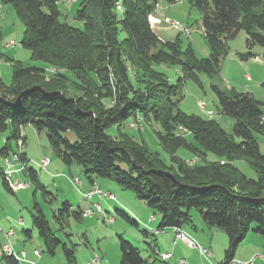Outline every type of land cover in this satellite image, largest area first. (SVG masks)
<instances>
[{"label":"trees","instance_id":"obj_1","mask_svg":"<svg viewBox=\"0 0 264 264\" xmlns=\"http://www.w3.org/2000/svg\"><path fill=\"white\" fill-rule=\"evenodd\" d=\"M60 1L2 0L25 25L21 45L51 71L19 62L13 65L11 84L0 81V131L11 126L10 139L17 144L25 139L22 133L27 125L46 130L59 158L66 165H79L92 185L93 176L107 178L146 202L161 216L158 232L181 228L191 222L190 210H199L207 225L226 231L229 244L225 260L218 264H230L252 224H256L253 232L264 236V154L257 139L264 136L263 103L248 91L213 86L220 112L235 119L233 133H228L214 118L182 111L178 95L187 80L198 81L201 73L212 77L220 71L221 60L229 54L227 39L241 30L249 49L255 45L264 49V0H190L203 13L210 50L204 57L197 56L192 45L182 50L178 41L159 38L151 16L160 0H84L76 12L83 29L60 20ZM249 57H254L250 51L244 55ZM161 64L181 68L177 84H171L159 69ZM67 73L74 75L72 84L82 95L67 92L71 82ZM261 86L264 91V81ZM137 116L161 126L158 139L171 154V163L121 131ZM114 127L118 132L112 135L109 130ZM68 132L75 134L74 142ZM10 139L1 150L3 157L13 152ZM180 148L197 160L179 157ZM209 153L216 159L208 161ZM16 155L26 163L37 189L51 196L39 184L24 148ZM241 159L255 170L256 179L234 165ZM0 175L4 186L14 192L1 168ZM53 216L57 231H65L68 218H82V209L66 201ZM32 221L49 254L61 246L66 264L77 263L75 245L70 247L57 236L38 203ZM24 232L31 237V231ZM119 248L120 264H148L140 249L122 236ZM0 264L19 263L2 254Z\"/></svg>","mask_w":264,"mask_h":264},{"label":"rangeland","instance_id":"obj_2","mask_svg":"<svg viewBox=\"0 0 264 264\" xmlns=\"http://www.w3.org/2000/svg\"><path fill=\"white\" fill-rule=\"evenodd\" d=\"M83 1L61 0L59 2V9L61 11L60 20L71 24L75 28L83 29V21L76 18V12ZM209 1L212 2V0ZM202 18L203 13L201 9L192 4L190 0H176L173 3L160 0L155 13L151 16V23L162 41H178L182 50H186L192 45L197 56L204 57L209 55L210 50L205 38ZM165 21L171 24L177 22L182 27L187 28L189 32L184 33L179 28L173 27ZM0 26L2 28V39L0 41V81L5 85L11 84L13 65L16 62H19L23 66L51 68L43 61L33 60L31 58V51L21 45L25 25L16 11L11 6L2 4V0H0ZM246 38V33L241 30L236 36L227 39L229 54L221 60L220 71L217 74L210 77L201 73L198 75V81L187 80L183 84L178 95L180 99L179 108L182 111L204 118L210 117L207 112L211 111L213 113L212 117L228 133H233L235 119L220 112L218 98L213 86H218L221 89L235 88L239 91H248L263 103L262 109L264 111V91L261 86L264 81V49L260 45H255L249 49ZM249 51L254 57L244 58V55ZM159 69L169 77L173 85L177 84L182 77V70L178 66L161 64L159 65ZM67 75L71 79V82L68 83L67 92L73 96L82 95V91L76 89L72 84V81L76 80L74 75L70 73H67ZM46 79H48L47 76ZM200 102L205 104V109L200 107ZM161 130L159 124L155 122L147 123L141 116H137L134 119L130 118L121 127L122 132L128 133L139 143L144 142L152 152L159 153L167 163H171V154L162 147L158 139L157 132ZM117 132L116 127L109 130V133L112 135H115ZM22 135L26 136V139H19L16 144L13 139H10L12 136L11 126L4 131H0V168L3 175L6 169L4 165L5 158H10L14 153L22 152L24 148L27 151L30 166L38 172L39 184L45 187L46 191L51 194V196H45L42 190L37 189L38 185L26 170L17 174L14 173L10 181L6 179L9 187H14L16 183H28L30 185V188L14 192H11L4 186L3 178L0 175V227L5 232L10 229L14 230V235L10 240L16 251H25L27 253L28 262L26 264H30L29 262H33V264H66L61 246L56 250L54 255L49 254L46 251L42 238L33 225L32 215L35 212L36 203L42 207L46 218L50 221L57 236L70 247L75 245L76 264H87L96 257L95 255L101 258L102 264H120L119 236H122L125 240L139 248L142 256L149 261V264L178 263L180 259L176 261L175 257L163 262L161 257H159L162 253H159L156 260L154 259L156 255L152 252V249L155 248V240H159L160 245L166 249H173V237L170 234L171 231L168 230L165 231L167 234H161L160 232L154 234L151 228L148 229L144 226L143 219H135L136 216L133 215L134 213L131 210L135 211L137 208H142L147 210V214H145L146 221L150 218V215H155L158 221L161 220V216L151 211L147 207L146 202L138 200L131 191L122 189L113 180L107 178L93 176L94 183L92 185L79 165H66L59 158L49 142L46 130L37 131L33 126L27 125L23 129ZM66 136L72 142L76 140L73 132L66 133ZM8 139L11 141L14 153L12 152L9 156L3 157L1 150L5 147ZM257 139L261 152L264 154V136L257 135ZM20 140L22 142H19ZM188 140L196 143L192 136H189ZM177 155L188 161L190 159L197 160L194 158L193 153L185 148H180L177 151ZM44 158H49L50 160V166H48L46 171H42L39 168V164ZM215 159L216 157L213 154L209 153L207 155L208 161ZM195 161H192V163ZM234 165L247 177L257 178L255 170L245 159L236 160ZM22 167L23 163L13 166V168H18V170H23ZM80 180L82 181V186L79 185ZM92 186H97L102 190H110L117 200L102 197L99 203L103 207V212L91 218L82 217L76 219L70 216L68 218V228L65 231H57L59 224L53 214L57 213L66 201H70L76 208L78 206L85 207L88 202L84 195V192H86L85 187ZM122 213L137 222L139 226L122 216ZM111 217L114 219L112 222H109L108 219ZM190 217L191 222L183 225L185 230L183 232L191 233L194 239L205 248L210 249L213 255L210 257V263H208V260H204L198 254L199 251L197 249L195 250L198 253L191 248L184 247L181 248V256L189 261L188 264H218L223 262L225 260V250L229 244L226 231L207 225L197 209L190 210ZM20 219L24 220L23 225L19 224ZM254 227H256V224L251 225L246 239L238 247L235 253V260L246 263L257 256L264 258V255H262L264 254V248L262 246H260L261 248H259L258 253L253 254L256 247L250 241L261 244L258 241L261 239L260 237H263L253 232ZM25 230L31 231V237L27 236L24 232ZM252 238H256L257 240H253ZM6 242L7 240L0 234V244ZM35 249L40 251V258L34 255Z\"/></svg>","mask_w":264,"mask_h":264},{"label":"built area","instance_id":"obj_3","mask_svg":"<svg viewBox=\"0 0 264 264\" xmlns=\"http://www.w3.org/2000/svg\"><path fill=\"white\" fill-rule=\"evenodd\" d=\"M168 24H171L170 22L165 21ZM173 27L179 28L180 30H184L185 33L189 32L187 30V28H180L179 26L173 25L171 24ZM200 107L202 109H205V104L200 102ZM207 114L210 116L209 118H213L212 115L213 113L211 111H208ZM18 153H14L10 156V158H5V170H4V175L6 177V179L8 181H10V178H12V175L15 173H20L21 171H24L27 166L26 163L23 161V170H16L15 168H13V161H14V157L15 155ZM191 161H195V160H191ZM50 164V160L49 158H44L41 163L39 164V168L42 171H46L48 166ZM79 185L82 186V181H79ZM13 189V191H18V190H24L26 189L24 187V183L22 184H18L16 183L14 185V187H11ZM81 188V187H80ZM85 198L88 200L93 199L94 197H98L100 199H102V197H110L111 200H117L116 196L109 192V191H105L102 190L101 188L97 187V186H92V188L89 191L84 192ZM103 212V207L99 202H93L92 206L88 209H84L82 210V217L83 218H91L94 217L95 215H97L98 213ZM113 217L109 218V222L113 221ZM21 224H23V221L20 220L19 221ZM175 231V242L177 240H182L185 242V244L191 248V249H197L199 251V254L202 258L206 259V260H210V257L212 256V252L210 249L205 248L203 245L199 244L194 238H186L184 235H180L178 234V227L177 228H173ZM157 231V230H156ZM158 233V231H157ZM0 234H2L4 236V238L7 240L6 243L4 244H0V249H3L5 251V253L7 255H9V253H18V256H21L22 260H24V264H26L27 261V253L25 251L22 252H18L16 251V249L14 248L12 242H11V237L13 236L12 233L9 232V230L7 232H5L1 227H0ZM34 255L38 258L41 257V253L39 250H34ZM173 257V253L168 252V253H163L162 254V261H169L171 260ZM100 257H95L92 261H90L87 264H100ZM187 261L185 259H180L179 260V264H186ZM230 264H255V258L253 260H250L246 263H242L239 262L235 259H233Z\"/></svg>","mask_w":264,"mask_h":264},{"label":"crops","instance_id":"obj_4","mask_svg":"<svg viewBox=\"0 0 264 264\" xmlns=\"http://www.w3.org/2000/svg\"><path fill=\"white\" fill-rule=\"evenodd\" d=\"M156 32V31H155ZM24 135V134H23ZM25 137V139H26V136H24ZM25 150V152H26V156H27V158H28V155H27V151H26V149H24ZM190 161H191V159H190ZM49 166H50V164H49ZM15 169H18V168H15ZM92 187H85V191H89L90 189H91ZM105 191H109V192H111L110 190H105ZM112 193V192H111ZM95 198H97V199H95ZM88 200V199H87ZM99 200H100V198H98V197H94L93 199H91V200H88V202L86 203V206L85 207H81V206H78V207H81V209L82 210H84V209H88V208H90L91 206H92V203L93 202H99ZM70 202V201H69ZM71 203V202H70ZM72 204V203H71ZM73 205V204H72ZM123 205H125L126 206V204H124L123 203ZM75 207V206H74ZM127 207V206H126ZM76 208V207H75ZM134 214L133 215H135L136 216V218L135 219H143V223H144V226L146 227V228H151V231H152V233H154V234H156V229H157V227H158V225H159V223H160V221H158L157 220V218H156V216L155 215H150V218L146 221V217H145V214H147V210H145V209H142V208H140V209H136L135 211H133V210H131ZM138 217V218H137ZM20 220H22V219H20ZM23 221V224H24V220H22ZM19 224H21L20 222H19ZM23 224H21V225H23ZM181 229L183 230V231H185L184 230V226H182L181 227ZM11 230V229H10ZM13 230V229H12ZM166 230H168V231H171L170 232V234H171V236L173 237V249H166L165 247H163V246H161L160 245V242H159V240H155V243H154V246H155V248H153L152 249V252L156 255L155 256V260H156V258L159 256V253H168V252H171V253H173V257L172 258H176L175 260L176 261H178V259H185L186 261H187V259L185 258V257H183V256H181V248H184V247H186V248H189L186 244H185V242L184 241H182V240H177L176 242H175V231H174V229L173 228H169V229H166ZM165 230V231H166ZM165 231H163V232H160L161 234H167ZM167 231V232H168ZM187 233V232H186ZM187 234H189V233H187ZM189 236L190 237H192V238H194L192 235H191V233L189 234ZM261 239L258 241L259 243H261V244H256V243H253V241H250V243L251 244H254L255 245V247H256V249L253 251V254H255V253H258V250H259V248H261L260 246H262V248H264V236L263 237H260ZM253 240H257L256 238H252ZM251 239V240H252ZM241 246V245H240ZM239 246V247H240ZM190 249V248H189ZM35 250H37V249H35ZM193 251H196L197 253H198V251L197 250H195V249H193ZM261 253V252H260ZM199 254V253H198ZM262 254V253H261ZM212 255H213V253H212ZM262 255H264V254H262ZM96 257L98 256V255H95ZM194 256H195V253H194ZM160 257V256H159ZM183 257V258H182ZM38 258V257H37ZM90 260V259H89ZM205 260V259H204ZM148 261V260H147ZM175 261V263H177ZM207 261V260H206ZM163 262H165V261H163ZM208 263H210V260H208L207 261ZM30 264H33V262H29ZM178 263H179V261H178ZM177 263V264H178ZM189 263V261H187V263L186 264H188ZM255 263L256 264H264V258H260V257H256L255 258ZM148 264H149V261H148Z\"/></svg>","mask_w":264,"mask_h":264},{"label":"bare ground","instance_id":"obj_5","mask_svg":"<svg viewBox=\"0 0 264 264\" xmlns=\"http://www.w3.org/2000/svg\"><path fill=\"white\" fill-rule=\"evenodd\" d=\"M173 24L174 25H176V26H179L180 28H184V27H182L179 23H177V22H173ZM182 32H184V30H181ZM185 33V32H184ZM133 126V125H132ZM19 163H22L21 162V159H20V157L18 156V155H15V157H14V161H13V166H15V165H18ZM4 164H5V162H4ZM22 169H23V167H22ZM18 170V169H17ZM30 185L28 184V183H25L24 184V187L27 189V188H30L29 187ZM103 198H107V199H110L111 200V198L110 197H103ZM9 232L10 233H12L13 235H14V230H9ZM178 234H180V235H184L186 238H192V237H190L189 235H187L186 233H184L183 232V230L181 229V228H178ZM2 254H6L5 253V251L3 250V249H0V255H2ZM7 255V254H6ZM8 256H13V257H15L16 258V260L18 261V263L19 264H24V260H22V258H21V256H18V253H9V255ZM161 257V260H162V255L160 256ZM100 264H102V261L100 260Z\"/></svg>","mask_w":264,"mask_h":264}]
</instances>
